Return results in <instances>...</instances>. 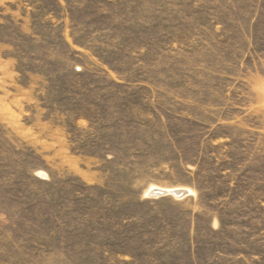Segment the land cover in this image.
<instances>
[{
    "label": "rangeland",
    "instance_id": "obj_1",
    "mask_svg": "<svg viewBox=\"0 0 264 264\" xmlns=\"http://www.w3.org/2000/svg\"><path fill=\"white\" fill-rule=\"evenodd\" d=\"M0 264H264V0H0Z\"/></svg>",
    "mask_w": 264,
    "mask_h": 264
},
{
    "label": "bare ground",
    "instance_id": "obj_2",
    "mask_svg": "<svg viewBox=\"0 0 264 264\" xmlns=\"http://www.w3.org/2000/svg\"><path fill=\"white\" fill-rule=\"evenodd\" d=\"M185 190L183 189H174V190H160V189H152L150 191L151 195L153 196H160L165 194H174L175 196H179L178 193H183Z\"/></svg>",
    "mask_w": 264,
    "mask_h": 264
}]
</instances>
